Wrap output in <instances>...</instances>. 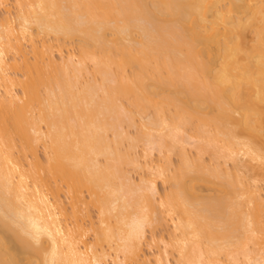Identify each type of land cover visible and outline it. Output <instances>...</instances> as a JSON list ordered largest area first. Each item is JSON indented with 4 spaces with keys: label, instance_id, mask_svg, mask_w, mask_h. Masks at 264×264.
I'll use <instances>...</instances> for the list:
<instances>
[{
    "label": "bare ground",
    "instance_id": "obj_1",
    "mask_svg": "<svg viewBox=\"0 0 264 264\" xmlns=\"http://www.w3.org/2000/svg\"><path fill=\"white\" fill-rule=\"evenodd\" d=\"M0 10V264H264V0Z\"/></svg>",
    "mask_w": 264,
    "mask_h": 264
},
{
    "label": "rangeland",
    "instance_id": "obj_2",
    "mask_svg": "<svg viewBox=\"0 0 264 264\" xmlns=\"http://www.w3.org/2000/svg\"><path fill=\"white\" fill-rule=\"evenodd\" d=\"M0 15H3V13L1 12V10H0ZM248 36H250L251 37V34H249L248 33ZM129 131L132 133V131H134V129H129ZM139 151L141 150L140 148L138 149ZM153 153V152H152ZM156 156H158L157 155V153L155 152V153H153V157L150 155V158L152 157V159L154 160H157L158 159V157H156ZM177 157H172V159H173V161H176L177 159H176ZM131 171H133V170H131ZM133 175V176H132ZM130 176H131V178H133L134 177V181H136V180H138V177H139V173H137L136 171H133V172H130ZM137 182V181H136ZM156 185H157V189H158V191L159 192H162L166 187H167V185H163L160 181H157V183H156ZM165 187V188H164ZM93 216H94V214H93ZM157 232H159V231H157ZM153 250H148L147 249V253L148 254H150L149 252H151V253H153L152 252ZM109 264H112V262L110 261L109 262Z\"/></svg>",
    "mask_w": 264,
    "mask_h": 264
}]
</instances>
